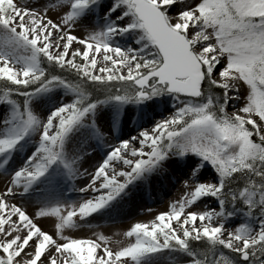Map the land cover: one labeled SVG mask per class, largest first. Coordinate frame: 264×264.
I'll list each match as a JSON object with an SVG mask.
<instances>
[{
  "label": "snow or ice",
  "instance_id": "1",
  "mask_svg": "<svg viewBox=\"0 0 264 264\" xmlns=\"http://www.w3.org/2000/svg\"><path fill=\"white\" fill-rule=\"evenodd\" d=\"M0 173V264H264V0H0ZM165 177L125 244L65 235Z\"/></svg>",
  "mask_w": 264,
  "mask_h": 264
},
{
  "label": "bare ground",
  "instance_id": "2",
  "mask_svg": "<svg viewBox=\"0 0 264 264\" xmlns=\"http://www.w3.org/2000/svg\"><path fill=\"white\" fill-rule=\"evenodd\" d=\"M93 26V25H89ZM79 25L77 26L75 32L78 35H83L82 31L78 30ZM126 39V38H125ZM124 41L122 40L121 43ZM167 108V111L165 110ZM171 101H168L167 105L160 104L156 107L155 113H163V115H168L171 111ZM153 113L152 111L148 112V117L153 120L160 119L161 116ZM148 124H143L142 127H149ZM139 129L129 120L124 128H123V135L124 138H128L129 136L136 135ZM118 141L116 140H109V144H115ZM101 151L97 150V154L90 158L92 163L98 161L101 157ZM12 167H15L13 164ZM88 171H93L91 167L86 163L84 165ZM3 173H0V179H3ZM87 182L86 177L79 178L76 182V188L83 187ZM183 184V177L178 180H172L168 177L163 179H153L151 190H146L143 186H138L136 189L132 190V195L130 198H125L123 201L118 202L112 212L101 215V216H94L87 221L88 224H91L92 227H81L78 229H73L74 237H83L86 238V235L93 231V230H106L111 232L113 230L117 235L121 236L120 241L121 243L126 242V238L123 237V232L126 231L123 226L126 222H130L131 224L137 221L144 222L151 220L159 211L168 210L172 199L176 196L179 186ZM2 187V185H0ZM80 193L78 192H65L63 199L76 201L80 198ZM93 195L92 193L88 194ZM20 199V198H18ZM169 202L168 205H164L163 202ZM24 202L26 203L27 209H31L38 205L37 198L35 194L29 195L24 198ZM208 204V201H202L196 204V208L203 210L204 206ZM154 206L156 208L152 209ZM151 208V211H147ZM237 221H240L237 219ZM116 222L123 223L121 226H116ZM230 225V224H229ZM40 227L50 233H53L50 229L46 228L45 226ZM69 235V234H65ZM116 246H113L115 248ZM171 257L165 255L159 261V264H170Z\"/></svg>",
  "mask_w": 264,
  "mask_h": 264
},
{
  "label": "rangeland",
  "instance_id": "3",
  "mask_svg": "<svg viewBox=\"0 0 264 264\" xmlns=\"http://www.w3.org/2000/svg\"><path fill=\"white\" fill-rule=\"evenodd\" d=\"M17 2L19 3V2H21V0H17ZM52 15L54 16L55 15V13H52ZM89 27H93V26H89ZM78 30H80V31H82V29L80 28V26L78 27ZM83 33V32H82ZM77 34V33H76ZM84 34V33H83ZM78 35V34H77ZM235 109H233L231 106H229L228 107V111L229 112H232V111H234ZM241 114H243V113H241ZM186 189L183 187V184H181L180 186H179V188H178V191H177V194H176V196L172 199V201H175V200H179L180 199V197L181 196H183V194H184V191H185ZM163 204L164 205H168L169 204V202H163ZM39 205H37L36 207H38ZM36 207H33V208H31V209H29L28 210V212H29V214H32L33 212H34V210H35V208ZM157 206H154L152 209H154V208H156ZM151 209V208H150ZM239 222H241V221H235V223L234 224H230V225H228V227H234L235 226V224H238ZM37 223H38V225L40 226H45L46 228H48V229H50L52 232H54V224H55V218L54 217H50V218H41V219H39L38 221H37ZM123 223H117L116 222V226H121ZM124 226V228L125 229H128L130 226H131V223L130 222H126L125 224H123ZM96 232H100V233H103L104 235H106V236H109V237H111V246L113 247V246H117V244H116V242L117 241H120V237L121 236H119V235H117L113 230H111V232H109V231H106V230H102V229H99V230H93V231H91V232H89L87 235H86V238L87 237H90V236H92V234L93 233H96ZM65 234H69V235H73V230H71V231H67V232H65ZM124 237V236H123ZM126 243V242H125ZM125 243H121L120 242V244L121 245H123V244H125ZM183 259H187L186 257H183Z\"/></svg>",
  "mask_w": 264,
  "mask_h": 264
},
{
  "label": "trees",
  "instance_id": "4",
  "mask_svg": "<svg viewBox=\"0 0 264 264\" xmlns=\"http://www.w3.org/2000/svg\"><path fill=\"white\" fill-rule=\"evenodd\" d=\"M193 246L194 247H200V248H203L204 247V244H203V242H201V241H194L193 242ZM226 252H227V250H225Z\"/></svg>",
  "mask_w": 264,
  "mask_h": 264
}]
</instances>
